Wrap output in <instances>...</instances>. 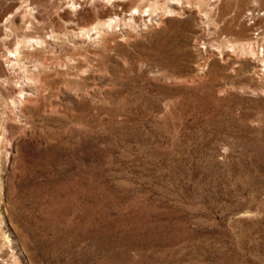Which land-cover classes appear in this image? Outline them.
<instances>
[{"label":"rangeland","instance_id":"rangeland-1","mask_svg":"<svg viewBox=\"0 0 264 264\" xmlns=\"http://www.w3.org/2000/svg\"><path fill=\"white\" fill-rule=\"evenodd\" d=\"M70 1L0 0V264H264V0Z\"/></svg>","mask_w":264,"mask_h":264},{"label":"bare ground","instance_id":"bare-ground-1","mask_svg":"<svg viewBox=\"0 0 264 264\" xmlns=\"http://www.w3.org/2000/svg\"><path fill=\"white\" fill-rule=\"evenodd\" d=\"M79 0H71L70 1V5H75L74 3L76 2H78ZM108 2L110 1V0H107ZM141 1H145V3H143V2H141ZM164 1V0H163ZM163 1L162 0H129V2H127L128 3V5H130V9H129V7L128 8H126V6L125 5H127V4H124L123 2H121V1H119V0H112V3H111V1H110V3L112 4V7L111 8H108V9H103L102 11H99V13H98V15H100V16H104V17H106V18H99V19H96L97 20V22L95 21L93 24H90V23H88L89 25H86V24H82V23H80L81 24V26H80V24H79V31L81 32V33H87V32H89L88 30L90 29V28H92V27H94V28H102V26H111V25H113V24H115L116 22H117V19L119 18L120 19V17H122L123 19H124V17L125 16H127V18H133V17H135V16H138V14H135V11H137L138 10V7H141L142 5H144V4H147L146 5V7H148V9H146L147 11L149 10V11H151V10H153L154 11V9L155 8H157V7H162L163 6ZM167 1V0H166ZM259 1V0H258ZM257 1V2H258ZM93 2H95L94 0H93ZM143 3V4H142ZM256 3V2H255ZM78 4V3H77ZM132 5V6H131ZM257 5V4H256ZM259 5H260V7H258V9H262L263 7H264V5H262L261 4V2L259 3ZM82 6V5H81ZM106 6V5H105ZM111 6V5H110ZM145 6V5H144ZM165 6V5H164ZM74 7V6H73ZM76 7V6H75ZM96 7V6H95ZM99 7V6H98ZM210 7V6H209ZM212 7V6H211ZM133 8V11H131V9ZM77 9V8H76ZM75 9V10H76ZM96 9H97V7H96ZM102 9V8H101ZM126 9H128V11H130L127 15H125V10ZM28 10V9H27ZM98 10V9H97ZM38 11V10H37ZM143 11V10H142ZM259 11V10H258ZM34 12V11H33ZM138 12H140V11H137V13ZM264 13V12H263ZM32 14V13H31ZM251 14V13H250ZM72 15H73V13H72ZM255 15V14H254ZM260 15V14H259ZM99 17V16H98ZM34 18V17H33ZM126 18V19H127ZM61 19V18H60ZM122 19V20H123ZM10 20V19H9ZM64 20V19H63ZM74 20V19H73ZM129 20V19H128ZM132 20V19H131ZM134 20V19H133ZM68 21V20H67ZM39 22V21H38ZM63 22V21H62ZM72 22H74V21H72ZM119 22V21H118ZM52 23V22H51ZM75 23H77V22H75ZM87 23V22H86ZM47 24V23H46ZM55 24V23H54ZM67 24V23H66ZM56 25V24H55ZM62 25V24H61ZM83 25V26H82ZM85 25V26H84ZM116 25V24H115ZM114 25V26H115ZM38 26V25H37ZM74 26H76V25H74ZM40 27V26H39ZM61 27H63V26H61ZM70 28H72V27H70ZM30 29V28H29ZM63 29V28H62ZM73 29V28H72ZM76 29V28H75ZM74 29V30H75ZM103 29V28H102ZM36 30V29H35ZM91 30V29H90ZM106 31V30H105ZM97 32V31H96ZM67 33H69V32H67ZM56 35V34H55ZM81 35V34H80ZM90 35V34H89ZM83 36V35H82ZM24 39V38H23ZM22 39V40H23ZM26 39V41L28 40V37H26L25 38ZM30 39V38H29ZM35 39V41H38L40 38L38 37V39L36 40V38H34ZM17 40V39H16ZM21 41V40H20ZM23 41H25V40H23ZM23 41H21V42H23ZM30 41V40H29ZM30 43V42H29ZM28 43V44H29ZM32 43V42H31ZM39 43H41V42H39ZM234 43V42H233ZM15 46V45H14ZM18 47V48H17ZM16 49H19V46H16V48L14 49V51L16 50ZM21 49V48H20ZM244 49V48H243ZM11 50V49H10ZM264 50V49H263ZM14 51H13V54H14ZM17 51V50H16ZM12 54V53H11ZM15 54H16V52H15ZM19 55V54H18ZM264 56V55H263ZM8 60V59H7ZM11 61V60H10ZM13 62V61H12ZM30 79V78H29ZM41 79V78H40ZM19 92V91H18Z\"/></svg>","mask_w":264,"mask_h":264}]
</instances>
